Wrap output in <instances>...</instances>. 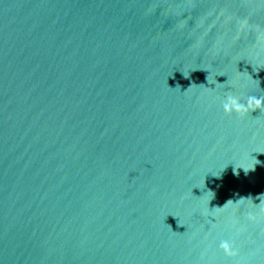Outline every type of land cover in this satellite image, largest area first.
Masks as SVG:
<instances>
[{"label":"water","instance_id":"95a60500","mask_svg":"<svg viewBox=\"0 0 264 264\" xmlns=\"http://www.w3.org/2000/svg\"><path fill=\"white\" fill-rule=\"evenodd\" d=\"M229 96L264 97V0H0V264H264Z\"/></svg>","mask_w":264,"mask_h":264},{"label":"clouds","instance_id":"9594fccd","mask_svg":"<svg viewBox=\"0 0 264 264\" xmlns=\"http://www.w3.org/2000/svg\"><path fill=\"white\" fill-rule=\"evenodd\" d=\"M264 106V97L256 98L249 97L247 101V107L242 104L237 97L229 96L224 103V108L226 111L236 110L237 112H247L250 108H260ZM225 250L230 249V245L227 242L222 243L221 245ZM230 254L235 255V251H230Z\"/></svg>","mask_w":264,"mask_h":264}]
</instances>
